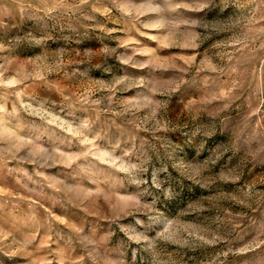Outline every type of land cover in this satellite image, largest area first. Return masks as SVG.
<instances>
[{
  "label": "rangeland",
  "instance_id": "374dc122",
  "mask_svg": "<svg viewBox=\"0 0 264 264\" xmlns=\"http://www.w3.org/2000/svg\"><path fill=\"white\" fill-rule=\"evenodd\" d=\"M0 264H264V0H0Z\"/></svg>",
  "mask_w": 264,
  "mask_h": 264
}]
</instances>
